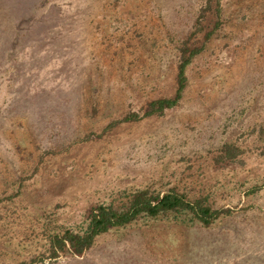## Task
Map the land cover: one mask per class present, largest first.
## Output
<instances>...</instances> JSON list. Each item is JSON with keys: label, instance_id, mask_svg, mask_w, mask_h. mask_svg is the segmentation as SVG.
Returning <instances> with one entry per match:
<instances>
[{"label": "rangeland", "instance_id": "obj_1", "mask_svg": "<svg viewBox=\"0 0 264 264\" xmlns=\"http://www.w3.org/2000/svg\"><path fill=\"white\" fill-rule=\"evenodd\" d=\"M190 51L177 104L145 115ZM141 189L227 212L49 256ZM19 263L264 264V0H0V264Z\"/></svg>", "mask_w": 264, "mask_h": 264}, {"label": "trees", "instance_id": "obj_2", "mask_svg": "<svg viewBox=\"0 0 264 264\" xmlns=\"http://www.w3.org/2000/svg\"><path fill=\"white\" fill-rule=\"evenodd\" d=\"M193 54L194 51H190L187 56L183 55L178 64L176 74L177 88L174 96L151 101L145 115L160 114L164 109L177 104L185 85V66ZM129 118H136V115L131 114L126 117V119ZM168 211L191 213L203 225H208L221 213L227 212V209H213L200 200L190 201L183 193H178L174 190H167L160 194L150 193L146 189L137 190L131 193L125 208L118 210L110 205H97L89 212L84 227L77 231L64 228L60 233L49 237V256L54 257L58 250L63 251L66 248L72 253L79 255L92 244L98 234L105 232L111 227L127 224L138 216L154 217L159 213Z\"/></svg>", "mask_w": 264, "mask_h": 264}]
</instances>
